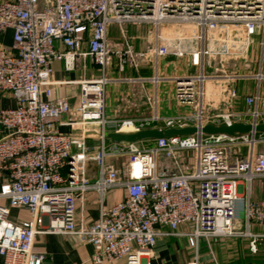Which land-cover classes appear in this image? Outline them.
I'll use <instances>...</instances> for the list:
<instances>
[{
	"label": "built area",
	"instance_id": "2783aa9c",
	"mask_svg": "<svg viewBox=\"0 0 264 264\" xmlns=\"http://www.w3.org/2000/svg\"><path fill=\"white\" fill-rule=\"evenodd\" d=\"M111 25L121 28L124 49L110 46ZM126 26L151 29L155 76L146 99L152 113L109 119L106 88L112 79L107 70L113 57L119 58L121 70L136 61ZM8 30L13 42L10 48L0 44V94H12L17 105L0 110L5 132L0 171L8 175L0 189L3 264H48L47 255L35 250L37 238L46 234L80 236L94 247V264L121 259L149 264L163 235L187 239L195 252L188 264H199L201 243L214 238H247L252 253L258 252L264 233H254L253 227L264 228V201L252 199V184L264 178V132L255 130L264 123V0H5L0 2V38ZM57 42L66 50L58 51ZM85 43L88 51L83 53ZM254 46L256 58L250 62ZM170 55L189 56L194 75L160 77L159 60ZM80 56H90L101 76L78 83L79 105L72 108L66 97L43 100V89L51 94L53 64L64 61L73 70ZM212 57L222 67L208 74ZM230 62H242L248 70L229 71ZM164 81L174 84L178 102L191 110L172 117L159 114L157 88ZM243 81L256 83L253 95L244 98L246 111L213 114L208 87L215 85L221 102L232 107ZM64 115L73 117L82 134L59 130ZM236 123L253 130L232 136L202 133L207 125ZM91 124L100 125L95 154L85 134ZM156 124L163 126L158 129L196 127L198 132L150 140L151 146L142 149L137 143H107L109 132H138ZM184 151H193L192 169L187 164L182 169L177 153ZM161 156L174 165L161 169ZM119 159L122 164H115ZM89 163L97 167L95 179ZM119 188L127 196L108 206L107 194ZM14 209L28 211L31 219L11 222ZM238 212L243 229L234 225ZM181 226L189 228L181 233ZM159 227H167V233Z\"/></svg>",
	"mask_w": 264,
	"mask_h": 264
},
{
	"label": "crops",
	"instance_id": "0c3cea01",
	"mask_svg": "<svg viewBox=\"0 0 264 264\" xmlns=\"http://www.w3.org/2000/svg\"><path fill=\"white\" fill-rule=\"evenodd\" d=\"M1 1L5 0H0V2ZM135 28L136 31L141 34L140 37H137V35H131L133 38H131V44L136 55L135 63L133 64L128 61L123 70H121L119 58L114 56L112 64L108 68L107 75L112 79L106 88V116L109 119L140 118L143 117L139 115L141 109L144 110L143 107L151 109V106L146 99V95L153 90V85L150 82V79L155 76V68L154 64L148 58V55L145 54V51L148 48L147 43L151 42V30L146 26ZM131 32H134V30H131ZM108 39L113 50L117 51L119 49H124L123 34L118 25H111L109 27ZM146 40L147 42H145ZM3 42L8 46L12 45L13 32L11 30H8L3 37L0 38V44ZM56 49L60 52L66 50L60 42L56 43ZM255 50L256 49L254 48L252 62L255 61L256 58ZM87 51L88 45L85 43L82 47V52L86 53ZM250 66V71H254L255 64L251 63ZM189 71L190 73H193L194 71V69L191 68L189 56L177 58L170 55L159 60L158 75L160 77L173 78L180 75L190 74ZM100 76L101 71L90 56H80L76 62V67L73 70L66 69L64 61H56L53 64L51 78L53 84L48 87L51 94L50 96H47L43 89L41 97L45 101L66 97L72 108L77 107L80 103V85L78 83L83 80L97 79ZM248 82L255 83L254 81ZM246 83L247 81H243L238 84L240 98L232 107H228L221 102V98L216 95L217 93L215 91H213L215 85L209 86L208 90L210 98L208 101V108L211 109L213 114H221L231 110L240 112L246 111L247 106L244 98L253 95L254 93L250 89L251 86H247ZM163 86L164 89L168 90V94L165 96L162 93L164 90ZM157 90L159 95L158 109L161 116L172 117L184 114L191 110L178 102L175 95V87L172 82H160ZM16 105L17 101L12 94H0V110L14 108ZM137 107L139 108L137 109ZM137 113L139 114L137 115ZM78 125L79 124L74 121L71 115H64L58 124V128L62 133L74 134V131L80 129ZM162 127L163 126L160 124L152 126V128ZM88 132H92L91 135H88L89 140L92 141L88 142L92 144L94 140L98 141L95 149L90 148V153L95 154L100 146V125H89ZM123 132L128 133L133 131L127 130ZM4 133V130L0 128V139ZM107 143L109 146L114 144L109 139ZM261 150L264 151V149ZM120 161L121 159L114 161V163L119 165ZM88 169L90 177L95 179L97 176L96 165L94 163H89ZM7 178V173L0 171V189L7 181ZM258 180L259 179L254 180L252 184V191L254 189L255 193H257L258 189L262 188V184H260ZM126 196L127 192L125 189H115L107 194L106 204L108 206L113 205L124 200ZM88 200L93 203L95 200V194L91 193L88 196ZM89 208L91 209L90 216L93 219H96L98 214L97 211L94 210V205L89 204ZM29 219H31L30 213L23 209H14L10 215V221L14 223H21ZM188 228V226H181L179 232H186ZM158 229L164 233H167L168 231L167 227H159ZM253 232L264 233V229L255 225L253 227ZM35 250L47 255L48 264H94L92 262L94 247L77 235H41L36 240ZM247 253L250 255L264 254V241L259 243L258 252L252 253L250 250V240L247 238H214L209 242L201 243L199 250V264H247L243 262ZM194 254V249L190 247L185 237L180 235H163L158 238L154 256L147 260V262H149V264H188L193 261ZM3 263L4 259L0 256V264ZM102 264H127V262L125 259H121L113 263L104 262Z\"/></svg>",
	"mask_w": 264,
	"mask_h": 264
},
{
	"label": "rangeland",
	"instance_id": "374dc122",
	"mask_svg": "<svg viewBox=\"0 0 264 264\" xmlns=\"http://www.w3.org/2000/svg\"><path fill=\"white\" fill-rule=\"evenodd\" d=\"M127 27H125L124 30H125V32H126V34H127V36L129 38H132L131 35H134V36L137 35V37H140L141 36V34L138 31H136V28L135 27H132V26H127ZM131 30H134V32H131ZM138 34H140V35H138ZM150 38H151V42H148L147 43V47L149 49L148 48L146 49V51H145L146 53L145 54L148 55V58L153 63V59H152V46H153L152 34H151V37ZM145 42H147V40ZM2 46L3 47H6V48H10L11 47V46L6 45V43H4V42L2 43ZM254 48H256V47L254 46L253 47V50H254ZM253 50H252L251 55H250V62L253 59V55H254ZM210 61H212L213 66H212V68H210L208 70V74H215V73H217V71L215 69L216 68H220L222 66L219 65V59L218 58L212 57V58H210ZM230 65L231 66L229 68V71H232V72L233 71L240 72V71H246V70H248V69L245 68L244 63H242V62H230ZM107 72H108V70H107ZM194 72H195V70L193 71V73H190V71H189V73L190 74H193V75H194ZM180 76H182V75H180ZM246 85L247 86L250 85L251 86V88H250L251 91L255 92V90H256V84L255 83L247 82ZM163 89H164V86H163ZM162 93L165 96V95L168 94V90L167 89H164ZM263 94H264V89H263ZM187 107L190 108V109H192L190 106H187ZM138 108L139 107H137V109ZM143 108H144V110L141 109V113L140 114L137 113V115L139 114L141 116H147V115H149V114L152 113V110L149 109L148 107H143ZM137 115H135V116H137ZM96 128H98V127H96ZM88 141H92V140H89L88 139ZM97 144H98V141L97 140H94V142L92 144L90 142H88V145L90 146L91 149H95V147L97 146ZM137 145H138L139 148L142 149L144 147H150L151 146V142H150V140H142V141H138L137 142ZM177 156H178V158L180 160L181 165L183 166V168H182L183 170H187L186 165H183V164H187V166L189 167V169H192V167H193V164H192V161H193V151L178 152L177 153ZM235 157L236 156H233V159H235ZM122 162H123V160H121L119 164L121 165ZM167 165H172L173 166L174 165V162L172 163L171 161H168V160H166L165 158H163L161 156V158H160V167H161V169L164 168ZM175 171L176 170H172V172H175ZM258 182H260V184H262V188L258 189L257 190V193H255V191L253 189V191H252L253 192L252 193V199L254 201L262 202V201H264V178L259 179ZM240 191L243 192V189L240 188ZM237 216H238V218L234 220V225H235V227L237 229H243L244 228L243 227V223H244L243 214L241 212H238Z\"/></svg>",
	"mask_w": 264,
	"mask_h": 264
},
{
	"label": "water",
	"instance_id": "95a60500",
	"mask_svg": "<svg viewBox=\"0 0 264 264\" xmlns=\"http://www.w3.org/2000/svg\"><path fill=\"white\" fill-rule=\"evenodd\" d=\"M253 130L252 125L244 124V123H236L232 126H215V125H207L202 129V133L207 135H216V134H227V135H235V134H247ZM257 132H264V123L258 125L255 129ZM198 132L196 127H187L184 129H145L138 132L131 133H118V132H110L107 135V138L115 144L120 143H137L142 140H157L161 138H171L174 136H188L194 135ZM74 134L80 135L82 134V130L78 129L74 131ZM86 135H91L92 132H86Z\"/></svg>",
	"mask_w": 264,
	"mask_h": 264
},
{
	"label": "trees",
	"instance_id": "16d2710c",
	"mask_svg": "<svg viewBox=\"0 0 264 264\" xmlns=\"http://www.w3.org/2000/svg\"><path fill=\"white\" fill-rule=\"evenodd\" d=\"M243 262L247 264H264V254L250 255L247 253Z\"/></svg>",
	"mask_w": 264,
	"mask_h": 264
},
{
	"label": "bare ground",
	"instance_id": "6f19581e",
	"mask_svg": "<svg viewBox=\"0 0 264 264\" xmlns=\"http://www.w3.org/2000/svg\"><path fill=\"white\" fill-rule=\"evenodd\" d=\"M127 130H131L130 128H124L123 130H122V133H125V132H123V131H127ZM128 133H131V132H128Z\"/></svg>",
	"mask_w": 264,
	"mask_h": 264
}]
</instances>
